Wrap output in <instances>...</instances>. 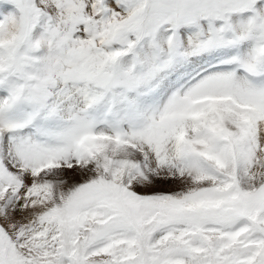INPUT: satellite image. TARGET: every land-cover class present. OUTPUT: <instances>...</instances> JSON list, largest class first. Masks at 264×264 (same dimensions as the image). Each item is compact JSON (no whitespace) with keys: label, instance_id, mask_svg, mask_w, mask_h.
I'll return each mask as SVG.
<instances>
[{"label":"snow or ice","instance_id":"snow-or-ice-1","mask_svg":"<svg viewBox=\"0 0 264 264\" xmlns=\"http://www.w3.org/2000/svg\"><path fill=\"white\" fill-rule=\"evenodd\" d=\"M0 264H264V0H0Z\"/></svg>","mask_w":264,"mask_h":264}]
</instances>
